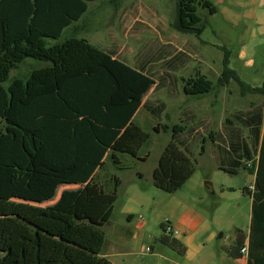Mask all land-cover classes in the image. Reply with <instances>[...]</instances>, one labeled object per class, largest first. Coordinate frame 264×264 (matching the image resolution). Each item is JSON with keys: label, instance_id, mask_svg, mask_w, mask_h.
<instances>
[{"label": "trees", "instance_id": "1", "mask_svg": "<svg viewBox=\"0 0 264 264\" xmlns=\"http://www.w3.org/2000/svg\"><path fill=\"white\" fill-rule=\"evenodd\" d=\"M95 1L98 0H0V165L13 169L7 177V184L14 188L10 192L40 200L37 193L42 187L38 181L27 187L28 179H20L16 174L18 168L31 172L36 160L42 168L64 173L72 187L82 186L76 196L75 193L70 196L67 205L62 204L64 190L58 203L61 207L16 201L8 191L0 192V264H113L102 255L106 241L102 228L112 220L118 199L121 178L115 172L129 169L127 157L145 161L149 156L150 135L136 121L137 115L152 118L156 132L173 133L153 171L155 187L175 193L196 171L195 162L181 149L182 142L176 140L185 127L156 122L154 116L162 111L163 105L153 106L149 100L142 101L140 95L131 97L125 104H114L112 99L119 91V79L104 63L92 73L71 75L56 89L41 92L28 101L14 94L15 82L21 81L25 90L36 70L54 66L59 45L68 40L64 39L67 29L78 31V23ZM176 1L175 26L182 33L198 36L206 29L199 7L209 14L217 12L208 0ZM51 40L56 42L51 44ZM27 59L39 63L16 75ZM136 70L157 81L154 92L159 89L160 79L149 74L145 66ZM223 77L239 79L227 61H224ZM212 89L213 82L205 76L184 81L183 90L189 96L205 95ZM255 90L264 95V83L261 88L252 89ZM13 105L17 126L6 118ZM250 122L255 140L260 135L262 114L251 117ZM8 134H17L18 149H13V153L22 162L14 158L3 161L2 156L11 149ZM36 134L45 146L44 157L36 148ZM228 151L235 156L228 161L229 168L224 164L221 167L229 173L238 172L243 158L252 162L255 156V150L243 139L231 142ZM27 158H32V163ZM50 180L53 186L49 183L44 189L51 186L57 190ZM159 241L181 255L186 252V246L175 237L162 235ZM245 245L249 251L248 264H264V137L256 171L250 233L246 236L243 231H237L229 255L240 258Z\"/></svg>", "mask_w": 264, "mask_h": 264}, {"label": "rangeland", "instance_id": "2", "mask_svg": "<svg viewBox=\"0 0 264 264\" xmlns=\"http://www.w3.org/2000/svg\"><path fill=\"white\" fill-rule=\"evenodd\" d=\"M208 1L217 8V12L209 14L199 7L206 29L198 36L176 29V0L91 2L88 13L78 23V31L74 28L66 31L64 39L68 40L59 45L54 66L36 70L27 83V89L23 90L22 82L17 81L13 90L20 100L28 101L68 78L70 72L64 74L67 69L71 73L89 72L99 64L107 63L118 76L123 96L131 98L140 95L153 106L163 105L162 111L154 116L155 121L185 127L176 140L182 142V146L179 144L181 149L195 162L196 171L174 193L175 197L187 202L192 211L207 217L208 226L216 236L222 234L220 240L229 242L233 236L236 238L238 230L248 234L251 223L252 198L247 189L254 181V164L243 158L237 173L226 172L221 166L224 164L229 168L228 161L235 155L228 148L236 139L245 140L254 150L257 147L249 124L254 113L262 114L264 118V95L252 91L261 88L264 83V0ZM54 42L50 41L51 44ZM224 61L235 71L238 80L223 77ZM38 63L27 59L16 75L26 73L29 66L34 67ZM142 66L160 79L159 89L149 97L151 83L133 74L140 73L136 69ZM196 76H205L212 81V91L200 96L186 95L184 81ZM6 118L16 125L13 113L9 112ZM136 121L150 135L149 156L145 161L127 157L129 169L124 172L116 170L124 184L120 186L112 218L117 226L124 224L126 219L122 203L126 189L134 174L140 171L144 178L136 180L139 188L146 192L149 202L141 214L148 221L150 233L158 238L165 232L162 223L168 220L170 224L172 213L167 204H162L161 194L168 193L154 186L153 171L164 148L173 139V133L156 132L152 118L137 116ZM8 135L11 137V144L8 142L11 149L2 159L21 161V157L13 153V149H18V136ZM27 159L32 163V158ZM32 168L31 172L18 168L16 174L20 179H28L27 187L38 181L42 187L37 193L38 199L61 207L58 196L72 188L66 175L42 168L38 160ZM12 170L0 165V192L14 189L7 184ZM50 179L58 187L56 196L44 189L51 183ZM102 229L108 240L115 235L107 225ZM142 244L156 248L158 243L145 239ZM145 254L140 250L138 259H145Z\"/></svg>", "mask_w": 264, "mask_h": 264}, {"label": "crops", "instance_id": "3", "mask_svg": "<svg viewBox=\"0 0 264 264\" xmlns=\"http://www.w3.org/2000/svg\"><path fill=\"white\" fill-rule=\"evenodd\" d=\"M104 64H106L110 68V66L107 63ZM95 69L96 67L89 72H73V73H71V71H68L67 69L65 70L64 74L70 72L68 76L70 77L71 75L79 74V73H92ZM135 75H137L139 79L141 78L143 80L149 81L151 83L150 90H152V88L153 89L155 88L157 84L156 80L147 78L145 76H141L139 75V73H135ZM57 87L53 89H56ZM151 93L153 94L154 91L153 90L152 92L149 91L147 97H149ZM129 100L130 97L123 96L119 88L118 93L113 96L112 102L114 104H125ZM12 113L15 119L17 120V116H15V105H13V111H11V114ZM255 115L257 114L254 113L251 117L253 118ZM137 116L135 117V119L137 118ZM263 137H264V118H262L260 135L255 139L257 141V147L254 152L255 156L252 160V163L254 164L253 165L254 181L253 183L250 184V186L254 185V190L256 184V171L258 166L259 152ZM34 141L36 148L40 150L41 156L44 157L45 146L40 143L38 139V134L34 136ZM143 178H144V174L140 171H137L134 174L131 181L128 183L126 194L122 203L123 214L125 215V219H126L124 224L117 226L113 218L110 222L106 224L110 229L114 230L115 235L111 237L110 240H108L107 234L104 231L106 235V241L102 251L103 256L109 259L113 264H248L249 251L248 254L241 253L240 258H233L229 255V250L233 248L236 241L235 236H233L229 242L221 241L220 239L223 238V235L221 234L218 237L216 236L215 231L211 230L210 227L208 226L207 217H205L203 214L200 213L198 214L197 212L192 211V208L189 207V204L185 201L178 200L175 197L174 193L161 194L160 196L164 200L162 204H167L170 209V212L172 213V215H170V224L173 230L176 231L175 234H170L168 236L175 237L176 239L181 241L186 246L187 249L185 254L181 255L180 253H178L176 250L172 249L168 245H165L162 242H160L159 238L162 235H167V233L165 232L162 233L158 238L156 237V235L151 234L149 231L148 221L141 214V212H143L144 209H146L147 206L149 205L146 192L139 188L138 182L136 180V179L141 180ZM123 184H124L123 180L121 179V186ZM250 186L247 190L251 193V198L253 202L254 190L251 191ZM81 188L82 186L74 185L72 188H70V191L65 190L62 204H66V203L70 204V201L68 203V199L70 198V196L73 193H75L74 196H76ZM48 191H51L52 193L57 195L58 190L50 186L48 188ZM8 193L11 195L10 198L16 201H22L29 204L41 205L46 207L52 205L49 204V202L47 204L42 200H37V198L17 195L13 191L11 192L8 191ZM58 197L60 199L62 197V194H60ZM73 197L71 198V200L74 199ZM188 210H190V213L192 214H189ZM163 225L164 223H162V228ZM249 233H250V229L248 234L245 235L249 236ZM181 234L183 236H181ZM145 239H148L150 241L154 240L155 243L157 242L158 244L156 245V248L148 247L142 244V241ZM140 250H143V252L147 253L145 254L147 255V257L143 260H140L137 257Z\"/></svg>", "mask_w": 264, "mask_h": 264}, {"label": "built area", "instance_id": "4", "mask_svg": "<svg viewBox=\"0 0 264 264\" xmlns=\"http://www.w3.org/2000/svg\"><path fill=\"white\" fill-rule=\"evenodd\" d=\"M250 190H251V191L254 190V185H251V186H250ZM163 229L165 230V232L170 233V234H174V233H176V232L173 230L172 226L169 224L168 221H165V223H164V225H163ZM241 253H243V254H248V246H247V245H245V246L241 249Z\"/></svg>", "mask_w": 264, "mask_h": 264}]
</instances>
